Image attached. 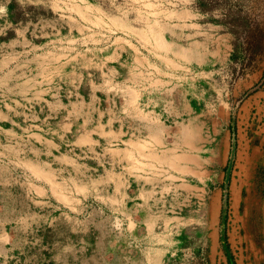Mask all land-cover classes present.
Listing matches in <instances>:
<instances>
[{"label": "rangeland", "instance_id": "obj_1", "mask_svg": "<svg viewBox=\"0 0 264 264\" xmlns=\"http://www.w3.org/2000/svg\"><path fill=\"white\" fill-rule=\"evenodd\" d=\"M0 264H264V0H0Z\"/></svg>", "mask_w": 264, "mask_h": 264}, {"label": "bare ground", "instance_id": "obj_2", "mask_svg": "<svg viewBox=\"0 0 264 264\" xmlns=\"http://www.w3.org/2000/svg\"><path fill=\"white\" fill-rule=\"evenodd\" d=\"M156 34H157V32H156ZM151 37L154 38V39H156V40H158L159 43H160L161 45H163V42H164V41L162 42V41H161L162 39H160L159 36H157V35H155V34H152L149 38H151ZM131 93H132L133 99H135V98L137 97V91L131 89ZM148 142L151 143L149 140H147V142H145V141H138V142L135 144V145H136V148H137L139 151H141L142 153H144L145 155H147V152H148V153L150 154V156H154L155 158H158V159H160V160L162 161L164 156L161 157V155H160L158 152L155 151V148H153V147L150 146V147H149L150 150H149V151H145V150L148 148V146H149ZM136 159H137V160H136V163H135V168H136V169H140V168H142V166L140 165V163H141L142 160H140V158H136ZM144 164H145V163H144ZM144 164L142 163L143 166H144ZM33 167L35 168L36 171H39L37 165L33 164ZM46 176L50 178V174H49V173H46Z\"/></svg>", "mask_w": 264, "mask_h": 264}, {"label": "crops", "instance_id": "obj_3", "mask_svg": "<svg viewBox=\"0 0 264 264\" xmlns=\"http://www.w3.org/2000/svg\"><path fill=\"white\" fill-rule=\"evenodd\" d=\"M132 140H134V138L132 139ZM142 141H143V139H141ZM135 141V140H134Z\"/></svg>", "mask_w": 264, "mask_h": 264}]
</instances>
